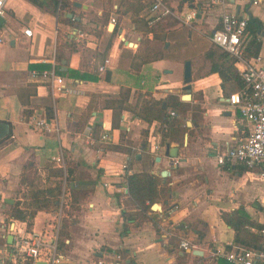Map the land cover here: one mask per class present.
Wrapping results in <instances>:
<instances>
[{"label":"crops","instance_id":"0c3cea01","mask_svg":"<svg viewBox=\"0 0 264 264\" xmlns=\"http://www.w3.org/2000/svg\"><path fill=\"white\" fill-rule=\"evenodd\" d=\"M164 1L171 13L150 29L145 23L148 0H5L0 25L5 40L0 44V259L8 258L20 235L49 236L56 230V242L63 241L57 264H95L98 259L103 264H230L212 254L214 246L225 247L234 237L221 213L241 208L260 225L264 180L258 177L259 166L217 165L214 159L244 134L245 126L226 101L233 86H221L210 70L221 51L209 35L219 27L221 11L251 16L264 32V0ZM256 41L264 66L262 32ZM152 52L158 58H148ZM103 59L107 63L98 71ZM185 60L191 76L189 99L181 100L190 105L185 129L180 137L161 142L160 123H146L134 111L147 95L179 97ZM50 68L63 78L68 93L52 96L44 81L29 75ZM81 73L88 77L75 76ZM33 115L51 119L56 130L33 128ZM150 131L158 135L155 152L148 148ZM103 132L110 137L107 143L100 140ZM166 144L176 148L174 158L164 155ZM160 170L167 171L164 179L156 174ZM141 171L167 188L152 202L157 210L150 208L152 203L148 210L126 205L125 176ZM26 174L41 188L60 183L57 209L37 210L30 230L7 215L26 195L20 180ZM247 231L254 234L257 228ZM180 241L193 244L200 254L181 249Z\"/></svg>","mask_w":264,"mask_h":264},{"label":"built area","instance_id":"2783aa9c","mask_svg":"<svg viewBox=\"0 0 264 264\" xmlns=\"http://www.w3.org/2000/svg\"><path fill=\"white\" fill-rule=\"evenodd\" d=\"M4 2L5 0H0V17L3 14ZM170 13L171 10L164 0H148L145 23L150 26ZM192 15L191 12L188 16L192 17ZM218 22L219 27L210 33L209 41L233 59V65L242 81V86L229 93L226 96V101L236 110L237 120L244 124L245 130L243 135L235 138L233 145L216 153L214 159L217 165L237 163L246 168L258 165V177L264 180V66L261 64L258 53L249 57L245 56V18L221 11ZM109 23L113 24L114 19L110 18ZM22 33L28 36L30 31L24 29ZM4 41L0 30V44ZM106 63L107 59H103L98 66V71H102ZM29 75L34 79L44 81L52 96L65 94L70 90L65 85L63 78L57 75L52 68L31 70ZM173 115L174 112L169 111V116ZM29 123L42 133L56 130L53 121L43 116L33 115L29 118ZM109 138L105 132L100 135V140L104 143H107ZM157 138V134L149 132L147 143L152 152L160 148ZM54 160L61 164L60 158ZM64 189L65 183H62V191ZM259 218L260 225L256 231L260 236L258 249L228 243L225 247L214 246L212 254L230 264H264V208L260 212ZM179 247L189 250L195 248L193 244H188L186 241H180ZM96 253L99 251H95L94 254ZM61 258L57 251L55 230L49 236H44L42 233L20 235L11 245L8 258H1L0 264H25L27 262L34 264L35 261H42L44 264H57ZM95 264H103V262L98 259Z\"/></svg>","mask_w":264,"mask_h":264},{"label":"trees","instance_id":"16d2710c","mask_svg":"<svg viewBox=\"0 0 264 264\" xmlns=\"http://www.w3.org/2000/svg\"><path fill=\"white\" fill-rule=\"evenodd\" d=\"M55 4L53 2V9L55 8ZM245 20L244 50L246 56H253L257 53L258 49L256 37L261 32L264 36V32L261 30L260 22L257 19L249 16ZM148 58L156 59L158 58V53L152 52ZM210 70L218 74L221 86H233V89L227 91L226 95L238 90L242 86V81L233 65V59L224 52L218 55V60L211 65ZM59 73L65 72L59 71ZM75 76L79 79L88 77L84 73ZM90 79L95 80L96 77H90ZM162 101L164 102L163 106H161ZM189 107L190 105L185 101L179 100L177 95L167 94L163 99H153L147 95L140 101L134 114L146 123L152 121L159 122L161 125L159 131L160 141L163 142L165 140H174L181 136L185 129L183 124L184 114ZM169 111H173L174 115L169 116ZM47 116H51L50 109H47ZM113 148L123 149L121 146ZM127 152L130 154L129 150ZM20 180L27 187L26 195L20 201H15L9 207L10 210L7 215L9 219L23 221L26 230H30L32 217L37 210L57 209L60 183L41 188L36 178L33 176L30 177L28 174L21 176ZM125 184L127 189L126 205L139 208L140 210H148L149 205L158 197V193L165 195L167 192V188L159 184L158 178L155 175L144 171L127 174L125 176ZM220 216L223 222L234 232L232 243L251 249H258L260 247L259 234H252L247 231V227L249 226H255L257 229L259 226L250 221L248 215L241 208L231 213H221ZM62 242L61 240H57V249ZM95 256L97 257L98 254L96 253ZM25 264H28V262Z\"/></svg>","mask_w":264,"mask_h":264},{"label":"water","instance_id":"95a60500","mask_svg":"<svg viewBox=\"0 0 264 264\" xmlns=\"http://www.w3.org/2000/svg\"><path fill=\"white\" fill-rule=\"evenodd\" d=\"M190 7L193 8L192 5ZM68 16H71V15L68 14ZM2 21H3V19H2V17H0V25H1ZM122 40H123V38H122ZM123 43L126 44V45H130L131 44L130 42L124 41V40H123ZM190 81H191V76H190L189 61L185 60L183 62V70H182V84H183L182 85V90H184L185 92L182 93L179 96L180 100H188L189 99V84H190ZM163 105H164V102L162 101L161 106H163ZM175 152H176V148L175 147L171 149L168 144H166L164 146V155H166L168 157H171V158H174L175 157ZM157 159H158V157L154 158L155 161H157ZM156 174L161 179H164L165 176L167 175V171L166 170H160ZM4 201H6L8 203L12 202L11 200H7V199H4ZM150 208L153 209V210H157L159 208V206L156 203H152L150 205ZM11 239H12L11 234H8L7 237H6V243L11 244ZM190 253L199 255L200 251H196V250L190 249ZM34 264H44V262L35 261Z\"/></svg>","mask_w":264,"mask_h":264},{"label":"rangeland","instance_id":"374dc122","mask_svg":"<svg viewBox=\"0 0 264 264\" xmlns=\"http://www.w3.org/2000/svg\"><path fill=\"white\" fill-rule=\"evenodd\" d=\"M107 1L109 2V1H111V0H104V3H107ZM167 16V15H166ZM152 26H150V28H151ZM111 29V28H110ZM157 46H159L158 45V43L156 44ZM161 48H162V46H161ZM222 52V51H221ZM202 59H205V58H202ZM198 61H200V59L198 60ZM179 90V94L180 93H184V91H181L180 89H178ZM186 102V101H185Z\"/></svg>","mask_w":264,"mask_h":264}]
</instances>
